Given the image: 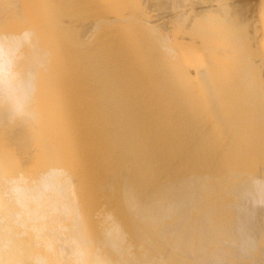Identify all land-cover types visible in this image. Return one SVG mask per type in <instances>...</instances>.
I'll return each instance as SVG.
<instances>
[{
    "label": "bare ground",
    "instance_id": "bare-ground-1",
    "mask_svg": "<svg viewBox=\"0 0 264 264\" xmlns=\"http://www.w3.org/2000/svg\"><path fill=\"white\" fill-rule=\"evenodd\" d=\"M19 1L0 264H264V0Z\"/></svg>",
    "mask_w": 264,
    "mask_h": 264
},
{
    "label": "rangeland",
    "instance_id": "rangeland-1",
    "mask_svg": "<svg viewBox=\"0 0 264 264\" xmlns=\"http://www.w3.org/2000/svg\"><path fill=\"white\" fill-rule=\"evenodd\" d=\"M19 2H21V3H23V6H22V9L23 10H25V11H29V9L31 8H29V0H20ZM26 2V3H25ZM26 15H28L27 16V18L30 16V14H28V12H26ZM26 17V16H25ZM31 17V16H30ZM264 18V17H263ZM263 22H264V20H263ZM8 25H10V26H13V25H15L14 23H11V24H9L8 23ZM1 26L3 27V25H1L0 24V29H1ZM1 31V30H0ZM264 33V32H263ZM263 46V45H262ZM262 46H260V48L262 47ZM264 49V48H263ZM262 48H261V50H262V54H258L257 56L259 57V55H263L264 56V54H263V52H264V50H263ZM260 57H262V56H260ZM262 63V62H261ZM261 63H258V64H260L261 65ZM264 63V62H263ZM259 65V66H260ZM200 66H202V65H200ZM199 66V67H200ZM261 66H263V65H261ZM4 149V146L2 145V144H0V169L3 171V172H6V173H8V174H12V173H14V171H15V159L14 158H16V156H15V154L14 153H12L11 152V150H9V152H5V150H3ZM5 152V153H4ZM7 153V154H6ZM1 160L5 163V164H2L1 163Z\"/></svg>",
    "mask_w": 264,
    "mask_h": 264
}]
</instances>
